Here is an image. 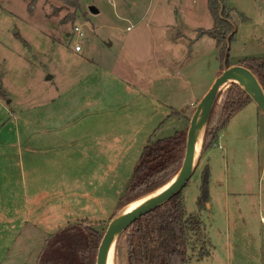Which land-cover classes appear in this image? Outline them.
<instances>
[{
    "label": "rangeland",
    "instance_id": "1",
    "mask_svg": "<svg viewBox=\"0 0 264 264\" xmlns=\"http://www.w3.org/2000/svg\"><path fill=\"white\" fill-rule=\"evenodd\" d=\"M224 5L228 63L264 56V0ZM213 26L208 0H0V264H39L45 249L42 264H76L46 239L77 221L109 222L145 146L188 131L226 64L216 39L198 36ZM207 166L200 215L214 249L185 264H246V243L256 257L264 239V114L254 101L201 153L182 192L189 213ZM125 255L122 234L114 264Z\"/></svg>",
    "mask_w": 264,
    "mask_h": 264
},
{
    "label": "trees",
    "instance_id": "2",
    "mask_svg": "<svg viewBox=\"0 0 264 264\" xmlns=\"http://www.w3.org/2000/svg\"><path fill=\"white\" fill-rule=\"evenodd\" d=\"M224 1L208 0L214 26L209 29L201 28L198 36L209 35L216 39L221 47L222 59L226 62L225 67H228V44L234 38V25L231 21L233 8L224 5ZM241 64L252 70L264 89V56L246 57ZM1 83L0 77V91ZM220 98L212 110L202 152L216 144L231 118L253 101L234 82L229 84ZM187 111L188 108L183 113L189 119ZM186 136V131L176 130L173 135L160 138L155 145L149 143L145 146L133 178L118 201L115 214L127 204L162 187L177 174L185 152ZM209 179L210 169L207 166L203 171L201 193L198 197L199 212L187 211L182 189L168 202L140 216L124 231L126 264H185L193 256L202 259L212 255L214 246L200 215V211L209 201ZM108 223L85 220L71 223L53 234L52 238L48 237L46 248L56 238L57 242L71 252L76 264H96L98 246ZM43 256L39 264H42Z\"/></svg>",
    "mask_w": 264,
    "mask_h": 264
},
{
    "label": "water",
    "instance_id": "3",
    "mask_svg": "<svg viewBox=\"0 0 264 264\" xmlns=\"http://www.w3.org/2000/svg\"><path fill=\"white\" fill-rule=\"evenodd\" d=\"M91 10L93 12L99 11L96 6H91ZM233 82L239 84L249 94L264 114V89L252 70L242 64L224 67L195 107L187 131L185 152L179 171L165 185L144 196L156 192L157 190L165 187L171 181L174 182L165 188L160 194L150 198L138 206L129 208L133 202L130 203L110 219L98 246L96 264H107L111 245L114 241H116L117 244L119 237L136 219L154 208L168 202L188 183L201 157L204 138L212 110L216 102L220 99L225 87ZM200 136L202 137L200 156L195 164L193 161V152L196 141Z\"/></svg>",
    "mask_w": 264,
    "mask_h": 264
},
{
    "label": "bare ground",
    "instance_id": "4",
    "mask_svg": "<svg viewBox=\"0 0 264 264\" xmlns=\"http://www.w3.org/2000/svg\"><path fill=\"white\" fill-rule=\"evenodd\" d=\"M201 144H202V137L200 136L195 144V148H194V152H193V161L196 164L199 156H200V150H201ZM174 181H171L170 183H168L165 187L157 190L156 192L149 194L147 196H144L138 200H136L135 202H133L129 208H133L135 206H138L144 202H146L147 200H149L150 198L160 194L165 188H167L168 186H170ZM128 205V204H127ZM115 253H116V241L113 242V244L111 245V249L109 252V256H108V260H107V264H114V257H115Z\"/></svg>",
    "mask_w": 264,
    "mask_h": 264
},
{
    "label": "crops",
    "instance_id": "5",
    "mask_svg": "<svg viewBox=\"0 0 264 264\" xmlns=\"http://www.w3.org/2000/svg\"><path fill=\"white\" fill-rule=\"evenodd\" d=\"M246 244H247L248 247H250V246L253 247V243H251L252 245H250V246H249L248 243H246ZM45 246L46 245H44V247ZM262 246L263 247L261 249L260 255L259 256H256V257H255L254 254L251 253L252 250H250V248L247 247V250H244V261H242L241 263H244L245 262L246 264H264V239H263V242H262Z\"/></svg>",
    "mask_w": 264,
    "mask_h": 264
},
{
    "label": "built area",
    "instance_id": "6",
    "mask_svg": "<svg viewBox=\"0 0 264 264\" xmlns=\"http://www.w3.org/2000/svg\"><path fill=\"white\" fill-rule=\"evenodd\" d=\"M74 28H75V31H77L79 34H81V35L83 34L80 26L76 25ZM75 47H76L77 50L81 49L79 44H77Z\"/></svg>",
    "mask_w": 264,
    "mask_h": 264
},
{
    "label": "flooded vegetation",
    "instance_id": "7",
    "mask_svg": "<svg viewBox=\"0 0 264 264\" xmlns=\"http://www.w3.org/2000/svg\"><path fill=\"white\" fill-rule=\"evenodd\" d=\"M65 256H68V255H65ZM56 263H58V262H56ZM56 263H55V264H56Z\"/></svg>",
    "mask_w": 264,
    "mask_h": 264
}]
</instances>
